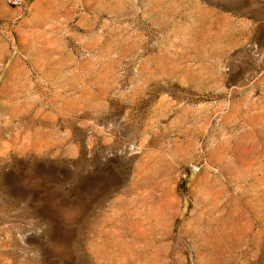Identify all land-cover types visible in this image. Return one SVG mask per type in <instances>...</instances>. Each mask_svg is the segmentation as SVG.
Returning a JSON list of instances; mask_svg holds the SVG:
<instances>
[{
    "label": "rangeland",
    "instance_id": "rangeland-1",
    "mask_svg": "<svg viewBox=\"0 0 264 264\" xmlns=\"http://www.w3.org/2000/svg\"><path fill=\"white\" fill-rule=\"evenodd\" d=\"M0 264H264V0H0Z\"/></svg>",
    "mask_w": 264,
    "mask_h": 264
}]
</instances>
